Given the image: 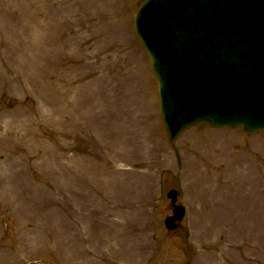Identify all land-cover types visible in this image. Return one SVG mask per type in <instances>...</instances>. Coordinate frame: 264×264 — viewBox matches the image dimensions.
<instances>
[{"label": "rangeland", "instance_id": "rangeland-1", "mask_svg": "<svg viewBox=\"0 0 264 264\" xmlns=\"http://www.w3.org/2000/svg\"><path fill=\"white\" fill-rule=\"evenodd\" d=\"M143 2L0 0V264H264V131L170 141Z\"/></svg>", "mask_w": 264, "mask_h": 264}, {"label": "water", "instance_id": "water-1", "mask_svg": "<svg viewBox=\"0 0 264 264\" xmlns=\"http://www.w3.org/2000/svg\"><path fill=\"white\" fill-rule=\"evenodd\" d=\"M135 25L171 142L198 124L264 131V0H145ZM178 194L169 232L186 215Z\"/></svg>", "mask_w": 264, "mask_h": 264}]
</instances>
